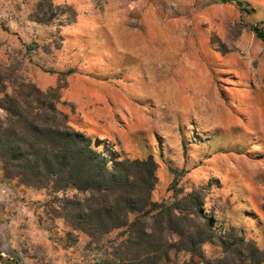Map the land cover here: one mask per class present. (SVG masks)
I'll return each mask as SVG.
<instances>
[{
  "label": "rangeland",
  "instance_id": "1",
  "mask_svg": "<svg viewBox=\"0 0 264 264\" xmlns=\"http://www.w3.org/2000/svg\"><path fill=\"white\" fill-rule=\"evenodd\" d=\"M37 1L0 0V62L40 88L60 85L75 128L125 157L153 154L154 199L210 181L206 212L264 247V41L251 30H264V0H241L251 13L217 0H53L75 10L63 26L34 21ZM8 180L0 264H96L56 213L61 193ZM190 262L169 264H206Z\"/></svg>",
  "mask_w": 264,
  "mask_h": 264
},
{
  "label": "trees",
  "instance_id": "2",
  "mask_svg": "<svg viewBox=\"0 0 264 264\" xmlns=\"http://www.w3.org/2000/svg\"><path fill=\"white\" fill-rule=\"evenodd\" d=\"M217 1L251 13L241 0ZM66 11L70 16L62 17ZM74 15L70 5L38 0L31 18L43 24L57 19L63 26ZM251 30L264 41L262 28ZM15 72L0 62V171L25 186L61 193L54 196L56 213L72 231L85 234L86 247L96 249V264H169L181 253L190 263L264 264V247L206 212L210 181L153 199V154L128 158L107 138L75 128L59 107L60 85L43 89ZM169 171L176 181L177 170ZM206 244L219 247L221 255L207 257Z\"/></svg>",
  "mask_w": 264,
  "mask_h": 264
},
{
  "label": "built area",
  "instance_id": "3",
  "mask_svg": "<svg viewBox=\"0 0 264 264\" xmlns=\"http://www.w3.org/2000/svg\"><path fill=\"white\" fill-rule=\"evenodd\" d=\"M10 191H11V182L6 178L0 180V192L3 195L8 196L10 194Z\"/></svg>",
  "mask_w": 264,
  "mask_h": 264
},
{
  "label": "crops",
  "instance_id": "4",
  "mask_svg": "<svg viewBox=\"0 0 264 264\" xmlns=\"http://www.w3.org/2000/svg\"><path fill=\"white\" fill-rule=\"evenodd\" d=\"M0 176H2L3 177V175H2V172L0 171ZM11 181H14V180H11ZM19 183V182H18ZM19 187L20 188H23L25 191H28V187H26V186H24L23 184H21V183H19ZM152 195H153V193H152ZM154 199V198H153ZM156 200V199H155Z\"/></svg>",
  "mask_w": 264,
  "mask_h": 264
},
{
  "label": "bare ground",
  "instance_id": "5",
  "mask_svg": "<svg viewBox=\"0 0 264 264\" xmlns=\"http://www.w3.org/2000/svg\"><path fill=\"white\" fill-rule=\"evenodd\" d=\"M129 43V42H128ZM131 44V43H130ZM133 44H134V42H133Z\"/></svg>",
  "mask_w": 264,
  "mask_h": 264
}]
</instances>
